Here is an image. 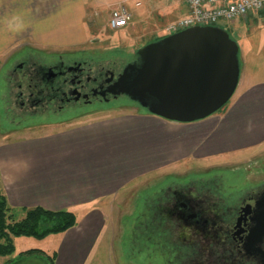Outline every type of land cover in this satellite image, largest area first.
Segmentation results:
<instances>
[{"label": "crops", "instance_id": "0c3cea01", "mask_svg": "<svg viewBox=\"0 0 264 264\" xmlns=\"http://www.w3.org/2000/svg\"><path fill=\"white\" fill-rule=\"evenodd\" d=\"M87 2L0 0V58L22 41L59 49L81 44L86 40ZM90 3L95 8L103 5L102 2ZM5 65H0V69L3 70ZM1 82L0 103L3 106L1 96L6 82ZM140 114L146 117L135 121L129 117L43 133L32 132L18 140L1 138L0 190L16 218L22 217V208L34 207L71 211L77 216L75 227L62 234L54 252L55 264L84 263L87 252L90 253V239L103 228L101 216L88 206L102 195V190L106 194L117 190L122 182L116 177L114 162L117 155L122 151L135 154L133 150L146 146L144 137L162 140L174 134L175 149L166 151L158 145L159 149L154 154L160 161L165 156H180L183 151H187L186 154L191 152L194 158L206 159L264 143V82L244 90L217 119L181 125L161 122L145 112ZM186 124L190 129L183 134L181 129H185L182 126ZM157 125L162 128L157 129L160 128ZM136 131L140 133L139 137L133 138ZM96 169H100L97 174ZM100 172H107L104 175L107 178H100ZM136 172L137 168L131 163L124 167L128 181ZM30 249L37 248L30 247L21 252ZM9 258L3 259L8 261ZM25 264H29L28 261Z\"/></svg>", "mask_w": 264, "mask_h": 264}, {"label": "rangeland", "instance_id": "374dc122", "mask_svg": "<svg viewBox=\"0 0 264 264\" xmlns=\"http://www.w3.org/2000/svg\"><path fill=\"white\" fill-rule=\"evenodd\" d=\"M85 1L87 2V0ZM90 1L102 2L103 5L95 8L92 7ZM124 2L128 4L126 5ZM121 3L125 4V9L133 18L123 30H113L109 25V17ZM135 3H139V7H135ZM86 6L84 21L86 40L66 49L34 45L30 41H22L17 45V48L0 58V65L6 64L3 70L0 69V71L2 70L0 82L1 80L6 81L7 73L12 69V66L25 56H32L35 59L37 57L42 60L43 55L45 58H50L55 55L83 54L94 57L97 63H106L111 58L131 59L134 52L145 45L147 41L164 37L162 31L166 25L185 14L182 0H89ZM221 26L238 44L241 66L240 81L229 102L206 119L221 117L222 112L228 110L239 94L254 84L264 82V12L250 16L247 22L237 20L233 23H223ZM23 48L26 51L22 50ZM27 50L32 52H27ZM1 85L2 82L0 89H2ZM13 91H15L14 88ZM1 98L3 106L0 103V140L1 138L10 141L23 139L32 132L43 133L99 122L124 120L129 117L135 121L146 117L140 114L139 109L134 105L126 104L125 99L120 98L118 101L111 102L110 105L101 106L97 111L77 116L71 115L68 121L63 120L68 116L50 117L48 120L43 117H29L20 120L13 102L14 98L9 97L6 85ZM152 118H157L161 122H172L156 116ZM148 123L155 125L153 122ZM158 127L160 128H156H162ZM182 127L185 128L181 129L183 134L190 129L188 124ZM139 134L136 131L133 138L139 137ZM143 139L146 146L140 150H133L135 154L129 155L122 151L117 155L114 162L117 167L116 177L118 181H122L117 190L108 194L102 190V195L88 206L101 216L103 228H100V231L90 239V253L87 252L83 264H159L149 260L147 255L149 251L144 253L141 250L139 239L142 236L133 234L131 230L136 225V220H139L136 218L134 222L135 217L142 210L144 200L160 192L170 182L178 183L223 175L224 183L228 186H232L234 182L243 181L247 186L264 187V143L206 159L194 158L191 156V152L186 154L187 151H183L180 156L173 155L170 158L169 155L161 158V163L160 158H155L154 153L159 149L158 145L166 151L175 149L174 134L167 135L162 140L151 137L150 140L145 137ZM132 160L133 162H131ZM129 163L137 168L134 178L130 181L125 178L124 174V167ZM95 171L97 174L100 169ZM105 173L100 172V178H107L104 176ZM27 240L33 243L30 244ZM61 240L62 234L49 235L42 242L22 237L14 240V246L16 253L31 247L46 251L50 256L57 250ZM153 249L151 248V251ZM16 256L10 257L9 260H15ZM26 261L29 264H48L39 256H31L14 264H25ZM0 264L13 263H7V259L0 257Z\"/></svg>", "mask_w": 264, "mask_h": 264}, {"label": "flooded vegetation", "instance_id": "af4514ba", "mask_svg": "<svg viewBox=\"0 0 264 264\" xmlns=\"http://www.w3.org/2000/svg\"><path fill=\"white\" fill-rule=\"evenodd\" d=\"M129 62L111 58L97 63L83 54L43 56L42 60L25 56L7 73L6 90L14 98L20 120L68 116L63 119L68 121L71 115L127 99L115 98L106 89ZM224 178L170 182L144 200L131 231L142 236L141 250L149 251V260L264 264V187L243 181L228 186Z\"/></svg>", "mask_w": 264, "mask_h": 264}, {"label": "water", "instance_id": "95a60500", "mask_svg": "<svg viewBox=\"0 0 264 264\" xmlns=\"http://www.w3.org/2000/svg\"><path fill=\"white\" fill-rule=\"evenodd\" d=\"M238 44L219 26H193L139 47L106 89L146 113L178 123L208 118L240 79Z\"/></svg>", "mask_w": 264, "mask_h": 264}, {"label": "trees", "instance_id": "16d2710c", "mask_svg": "<svg viewBox=\"0 0 264 264\" xmlns=\"http://www.w3.org/2000/svg\"><path fill=\"white\" fill-rule=\"evenodd\" d=\"M161 39L153 38L145 44ZM30 50V49H29ZM27 50V52H32ZM134 58L125 61L129 62ZM124 60V59H123ZM126 104L134 105L140 112H145L137 104L125 99ZM146 113V112H145ZM22 217L16 218L13 209L7 203V200L0 190V257L7 258L17 255L15 260H8L7 263H15L19 260H26L31 256H39L48 264H54L55 253L47 255L38 249H30L24 252L15 253L14 239L33 238L43 240L49 235L63 234L72 229L77 224V216L71 211H50L41 207L22 208Z\"/></svg>", "mask_w": 264, "mask_h": 264}, {"label": "built area", "instance_id": "2783aa9c", "mask_svg": "<svg viewBox=\"0 0 264 264\" xmlns=\"http://www.w3.org/2000/svg\"><path fill=\"white\" fill-rule=\"evenodd\" d=\"M135 3V7H139ZM185 14L170 22L163 35H171L193 26H221L237 20L247 22L250 16L264 12V0H182ZM261 16V15H260ZM132 15L120 5L110 14L109 25L113 30L126 28Z\"/></svg>", "mask_w": 264, "mask_h": 264}]
</instances>
